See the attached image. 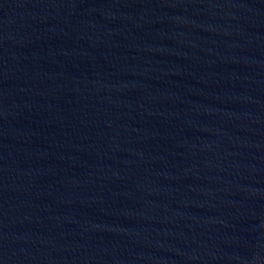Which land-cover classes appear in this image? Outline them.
I'll use <instances>...</instances> for the list:
<instances>
[{
  "label": "water",
  "instance_id": "1",
  "mask_svg": "<svg viewBox=\"0 0 264 264\" xmlns=\"http://www.w3.org/2000/svg\"><path fill=\"white\" fill-rule=\"evenodd\" d=\"M0 264H264V0H0Z\"/></svg>",
  "mask_w": 264,
  "mask_h": 264
}]
</instances>
